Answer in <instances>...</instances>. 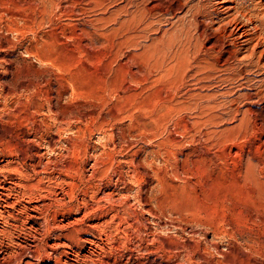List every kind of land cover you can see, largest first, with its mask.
<instances>
[{"label": "rangeland", "instance_id": "1", "mask_svg": "<svg viewBox=\"0 0 264 264\" xmlns=\"http://www.w3.org/2000/svg\"><path fill=\"white\" fill-rule=\"evenodd\" d=\"M260 3L0 0V264H264Z\"/></svg>", "mask_w": 264, "mask_h": 264}, {"label": "bare ground", "instance_id": "2", "mask_svg": "<svg viewBox=\"0 0 264 264\" xmlns=\"http://www.w3.org/2000/svg\"><path fill=\"white\" fill-rule=\"evenodd\" d=\"M258 1H259V3L261 2L260 4H263V3H264V0H258ZM44 2H45V1H44ZM187 3H188V2L186 1V4H184V5H187ZM180 5H181V4H180ZM180 5H179V6H180ZM195 5H196V4H195ZM43 6H44V5H43ZM179 6H178V7H179ZM181 6H182V5H181ZM181 6H180V7H181ZM197 6H198V5H197ZM243 6H244V5H243ZM176 7H177V6H176ZM180 7H179V8H180ZM183 7H184V6H183ZM183 7H182V8H183ZM53 8H54V7H53ZM174 8H175V7H174ZM174 8H173V9H174ZM191 8L193 9V7H191ZM176 9H178V8H176ZM188 9H189V8H188ZM236 9H237V8H236ZM249 9H250V8H249ZM44 10H45V9H44ZM196 10H197V9H196ZM190 11H191V10H190ZM198 11H199V10H198ZM198 11H196V12H198ZM207 11H208V10H207ZM187 12H188V11H187ZM192 12H193V11H192ZM188 13H190V14L192 15L191 12H188ZM216 13H217V12H216ZM230 13H231V12H230ZM237 13H238V12H237ZM240 13H241V12H240ZM243 13L245 14V12H243ZM246 14H247V13H246ZM246 14H245V16H246ZM194 15H196L195 12H194ZM234 15H235V16H238V14H237V15L234 14ZM240 15H241V14H240ZM241 16H242V15H241ZM243 16H244V15H243ZM247 16H248V15H247ZM232 17H233V15H232ZM208 18H209V17H208ZM229 18H230V17H229ZM229 18H228V19H229ZM234 18H235V17H234ZM239 18H240V16H239ZM248 18H249V17H248ZM253 18H254V17H253ZM253 18H252V19H253ZM226 19H227V18H226ZM231 19H232V18H231ZM255 19H256V18H255ZM255 19H254V20H255ZM224 20H225V19H224ZM234 20H235V19H234ZM237 20H238V19H237ZM201 21H202V20H201ZM229 21H230V20H228V22H229ZM238 21H239V20H238ZM248 21H250V19H249ZM232 22H234V21H232ZM242 22H243V21H242ZM225 23H226V22H225ZM191 24H192V23H191ZM218 24H219V23H218ZM227 24H228V23H227ZM242 24H243V23H242ZM183 25H184V24H183ZM207 25H208V24H207ZM219 25H220V24H219ZM222 26H223V25H221V27H222ZM235 26H236V25H235ZM254 26L257 27L256 24H255ZM180 27H181V26H180ZM223 27H224V26H223ZM256 27H255V28H256ZM182 28H183V27H182ZM252 28H253V27H252ZM255 28H253V29H255ZM258 28H259V27H258ZM245 29H246V28H245ZM247 29H248V28H247ZM247 29H246V30H247ZM253 29H251V30H253ZM220 30H221V29H220ZM240 30H241V29H240ZM242 30H243V29H242ZM259 30H260V29H259ZM259 30H257V31H259ZM184 31H185V27H184ZM257 31H256V32H257ZM234 32H235V31H234ZM242 32H243V31H241V33H242ZM248 32H249V31H248ZM251 32H252V31H251ZM251 32H250V33H251ZM229 33H230V32H229ZM236 33H237V32H236ZM241 33H240V34H241ZM215 34H216V33H215ZM254 34H255V31H254ZM213 35H214V34H213ZM242 35H243V34H242ZM249 35H250V34H249ZM179 36H180V35H179ZM231 36H232V35H231ZM238 36H239V35H238ZM256 36H257V35H256ZM181 37H182V36H181ZM247 37H248V36H247ZM258 37H259V34H258ZM258 37H257V39L260 38V37H259V38H258ZM177 38H178V37H177ZM177 38H176V39H177ZM179 38H180V37H179ZM183 38H184V36H183ZM183 38H182V39H183ZM252 38H253V36H252ZM245 39H246V37H245ZM248 39H249V38H248ZM248 39H247V40H248ZM178 40H179V39H178ZM186 40H187V38H186ZM250 40H252V39H250ZM248 41H249V40H248ZM256 41H257V40H256ZM218 42H219V41H218ZM245 42H246V41H245ZM177 43H178V42H177ZM180 43H182V42L180 41ZM192 43H193V42H192ZM214 43H216V42H214ZM194 44H195V43H194ZM254 44H255V43H254ZM212 45H213V44H212ZM242 45H243V44H242ZM255 45H256V44H255ZM258 45H259V44H258ZM172 46H173V45H172ZM191 46H192V45H191ZM210 46H211V45H210ZM252 46H253V45H252ZM177 47H178V46H177ZM183 47H184V44H183ZM243 47H244V46H243ZM255 47H256V46H255ZM257 47H258V46H257ZM3 48H4V47H3ZM9 48H10V47H9ZM210 48H211V47H209V49H210ZM244 48H245V47H244ZM176 49H177V48H176ZM214 49H215V48H214ZM245 49H246V48H245ZM245 49H244V50H245ZM253 49H255V48H253ZM188 50H189V49H188ZM235 50H236V49H235ZM247 50H248V49H247ZM247 50H246V51H247ZM251 50H252V48H251ZM255 50H256V49H255ZM189 51H190V50H189ZM239 51H240V50H239ZM241 51H242V50H241ZM232 52H233V51H232ZM250 52H252V51H250ZM253 52H254V51H253ZM253 52H252V53H253ZM175 53H176V51H175ZM205 53H206V52H205ZM229 53H230V52H229ZM242 53H243V52H242ZM245 53H246V52H245ZM245 53H244V54H245ZM248 53H249V52H247V54H248ZM252 53H251V54H252ZM261 53H262V52H261ZM253 54L255 55V52H254ZM253 54H252V55H253ZM204 55H206V54H204ZM230 55H232V54H230ZM236 55H237V54H236ZM248 55H250V53H249ZM254 55H253V56H254ZM260 55H261V54H259L258 57H260ZM208 56H209V55H208ZM240 56L242 57V56H244V55H240ZM240 56H239V58H240ZM245 56H247V55H245ZM249 57H250V56H249ZM174 58H175V57H174ZM210 58H211V57H210ZM224 58H225V57H224ZM224 58H223V59H224ZM228 58H229V57H227V59H228ZM232 58H233V57H232ZM243 58H244V57H243ZM253 58H254V57H253ZM253 58H252V59H253ZM0 59H1V58H0ZM3 59H4V58H3ZM236 59H238V58H236ZM207 60H208V59H207ZM225 60H226V59H224V61H225ZM230 60H231V58H230ZM256 60H259V59L257 58ZM209 61H210V60H209ZM226 61H227V60H226ZM226 61H225V62H226ZM259 61H260V60H259ZM206 62H207V61H206ZM225 62H224V63H225ZM227 62H228V61H227ZM209 63H210V62H209ZM224 63H223V64H224ZM228 63H229V62H228ZM258 63H259V62H258ZM225 65H227V64H225ZM232 66H233V65H232ZM6 67H7V66H6ZM219 67H220V66H219ZM223 67H224V66H223ZM206 68H207V67H206ZM209 68H210V67H209ZM225 69H226V68H225ZM232 69H233V68H232ZM263 69H264V68H263ZM203 70H204V69H203ZM209 70H211V69H209ZM226 71H228V70H226ZM203 72H204V71H203ZM218 72H219V71H218ZM212 73H213V72H212ZM219 73H220V72H219ZM208 76H209V75H208ZM224 76H225V75H224ZM229 77H230V76H229ZM202 78H203V77H202ZM204 79H205V78H204ZM218 79H219V78H218ZM259 80H260V79H259ZM261 80H262V79H261ZM0 81H1V79H0ZM227 82H228V81H227ZM261 83H262V82H261ZM2 85H3V84H2ZM261 86H262V84H261ZM255 88H256V87H255ZM259 89H261V88L259 87ZM262 89H264V88H262ZM257 90H258V88H257ZM3 91H4V90H3ZM255 91H256V90H255ZM259 91H260V90H259ZM261 91H262V90H261ZM256 92H257V91H256ZM263 92H264V91H263ZM257 93H258V92H257ZM260 93H261V92H260ZM6 94H7V93H6ZM9 94H10V92H9ZM248 94H249V93H248ZM262 94H263V93H262ZM258 95H259V94H258ZM210 96H211V95H210ZM261 97H263V96L261 95ZM4 102H5V101H4ZM4 105H5V104H4ZM0 106H1V105H0ZM59 120H60V119H59ZM69 122H70V121H69ZM67 123H68V122H67ZM61 127H62V126H61ZM37 136H38V135H37ZM38 138H39V137H38ZM26 140H27V139H26ZM38 140H39V139H38ZM16 162H17V161H16ZM7 164H8V163H7ZM35 165H36V164H35ZM8 166H9V165H8ZM11 166H12V164H11ZM252 166H253V165H252ZM16 167H17V166H16ZM18 167H19V166H18ZM11 168H12V167H11ZM13 168H14V167H13ZM14 169H16V168H14ZM37 169H38V168H37ZM0 170H1V169H0ZM11 170H12V169H11ZM20 170H21V169H20ZM12 171H13V170H12ZM21 171H22V170H21ZM21 171H20V173H21ZM36 171H37V170H36ZM20 176H21V174H20ZM22 176H23V175H22ZM10 177H11V176H10ZM25 179H26V178H25ZM1 180H2V179H1ZM27 184H28V183H27ZM27 184H26V185H27ZM31 185H33V184H31ZM24 187H26V186H24ZM29 187H30V186H29ZM31 187H32V186H31ZM32 188H33V187H32ZM28 190H29V189H28ZM17 193H18V192H17ZM40 193H41V192H40ZM24 194H25V193H24ZM27 195H28V194H27ZM5 199H6V198H5ZM17 200H18V199H17ZM17 200H16V201H17ZM19 200H20V198H19ZM7 201H8V200H7ZM34 201H35V200H34ZM4 203H5V202H4ZM21 204H22V203H21ZM3 209H4V208H3ZM8 213H9V212H8ZM32 214H33V213H32ZM33 215H34V214H33ZM36 216H37V215H36ZM32 217H33V216H32ZM1 218H2V217H1ZM4 218H5V217H4ZM36 218H37V217H36ZM4 220H5V219H4ZM68 221H69V220H68ZM7 224H8V223H7ZM32 224H33V223H32ZM58 224H60V223H58ZM68 224H69V223H68ZM93 224H94V223H93ZM9 225H10V223H9ZM50 225H51V224H50ZM32 226H33V225H32ZM53 226H54V225H53ZM53 226L51 225V227H53ZM58 226H59V225H58ZM30 227H31V226H30ZM51 227H50V228H51ZM60 227H61V225H60ZM22 228H23V227H22ZM55 228H56V227H55ZM31 229H32V228H31ZM29 230H30V229H29ZM34 230L36 231L35 228H34ZM42 230H43V229H42ZM21 231H23V230H21ZM45 231H46V230H45ZM52 231H53V230H52ZM5 232H6V231H5ZM5 232H4V233H5ZM25 232H26V231H25ZM40 232H41V231H40ZM19 237H20V236H19ZM55 237H56V236H55ZM7 238H8V237H7ZM2 239H3V238H2ZM27 242H28V241H27ZM56 242H57V241H56ZM58 242H59V241H58ZM11 243H12V242H11ZM36 243H37V242H36ZM9 244H10V243H9ZM53 244H54V243H53ZM53 244H52V245H53ZM14 245H15V244H14ZM19 245H20V244H19ZM60 245H63V243L60 244ZM23 246H24V245H23ZM39 246H40V245H39ZM27 247H28V246H27ZM46 247H47V246H46ZM54 247H55V246H54ZM34 248H35V247H34ZM42 248H43V247H42ZM42 248H41V249H42ZM44 248H45V246H44ZM47 248H48V247H47ZM50 248H51V247H50ZM26 249H27V248H26ZM20 250H21V249H20ZM36 250H37V249H36ZM53 250H54V249H53ZM44 251H45V250H44ZM56 251H57V250H56ZM41 252H42V251H41ZM41 252L39 253V251H38V253L42 255ZM47 252H48V251H47ZM51 252H52V251H51ZM29 253H30V252H29ZM34 253H35V252H34ZM43 253H45V252H43ZM59 253H60V252H59ZM21 254H23V253H21ZM45 254H46V253H45ZM16 255H17V254H16ZM16 255H15V256H16ZM31 255H32V254H31ZM37 255H38V254H37ZM47 255L49 256V254H47ZM51 255H52V253L50 254V256H51ZM2 256H3V255H2ZM7 256H8V255H7ZM10 256H11V255H10ZM17 256H18V255H17ZM32 256H33V255H32ZM48 256H47V257H48ZM4 257H6V256H4ZM8 257H9V256H8ZM8 257H7L6 259H8ZM12 257H13V256H12ZM22 257H23V256H22ZM37 257H38V256H37ZM37 257H36V258H37ZM39 257H40V255H39ZM43 257H44V256H43ZM58 257H59V256H58ZM16 258H18L17 260H19V256L16 257ZM39 259H40V258H39ZM55 259H56V258H55ZM8 260H9V259H8ZM12 260H13V258H12ZM15 260H16V259H15ZM21 260H22V259H21ZM58 260H59V259H58ZM58 260H57V261H58ZM4 261H5V260H4ZM36 261H37V260H36ZM0 262H1V261H0ZM10 262H11V261H10ZM24 262H25V261H24ZM27 262H28V261H27ZM27 262H26V263H27ZM32 262H33V261H32ZM39 262H40V260H39ZM6 263H7V262H6ZM8 263H9V262H8ZM17 263H18V262H17ZM20 263H22V262H20ZM61 263H62V262H61ZM63 263H64V262H63ZM63 263H62V264H63ZM67 263H68V262H67ZM1 264H2V263H1ZM28 264H29V263H28ZM30 264H31V262H30ZM64 264H65V263H64ZM69 264H70V263H69Z\"/></svg>", "mask_w": 264, "mask_h": 264}]
</instances>
